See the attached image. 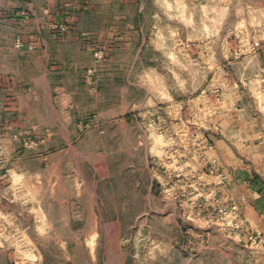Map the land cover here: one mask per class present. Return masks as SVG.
<instances>
[{"label":"rangeland","instance_id":"obj_1","mask_svg":"<svg viewBox=\"0 0 264 264\" xmlns=\"http://www.w3.org/2000/svg\"><path fill=\"white\" fill-rule=\"evenodd\" d=\"M248 119L264 0H0V264H257Z\"/></svg>","mask_w":264,"mask_h":264},{"label":"crops","instance_id":"obj_2","mask_svg":"<svg viewBox=\"0 0 264 264\" xmlns=\"http://www.w3.org/2000/svg\"><path fill=\"white\" fill-rule=\"evenodd\" d=\"M246 123L236 120L231 125L237 139L222 141L229 150V161L223 180L231 191L230 198L239 204V212L246 226L264 237V128H248ZM255 254L257 264H264V246Z\"/></svg>","mask_w":264,"mask_h":264},{"label":"built area","instance_id":"obj_3","mask_svg":"<svg viewBox=\"0 0 264 264\" xmlns=\"http://www.w3.org/2000/svg\"><path fill=\"white\" fill-rule=\"evenodd\" d=\"M248 238L253 239V241H258L260 244H264V237L259 236L258 233L251 234Z\"/></svg>","mask_w":264,"mask_h":264}]
</instances>
